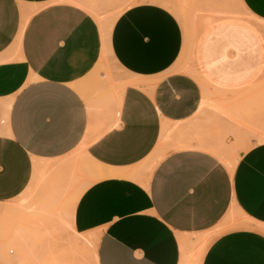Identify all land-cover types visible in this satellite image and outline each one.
<instances>
[{
  "label": "crops",
  "instance_id": "0c3cea01",
  "mask_svg": "<svg viewBox=\"0 0 264 264\" xmlns=\"http://www.w3.org/2000/svg\"><path fill=\"white\" fill-rule=\"evenodd\" d=\"M245 8L264 20V0H0V204L80 150L100 179L71 222L94 238L97 264H189L194 253L193 264H264V109L250 132L199 106V83L171 70L181 15L189 27L201 13L195 62L213 99L234 101L248 80L264 89L261 39L236 19ZM103 53L123 78L99 77ZM130 78L157 80L148 91ZM212 146L237 155L231 169Z\"/></svg>",
  "mask_w": 264,
  "mask_h": 264
},
{
  "label": "rangeland",
  "instance_id": "374dc122",
  "mask_svg": "<svg viewBox=\"0 0 264 264\" xmlns=\"http://www.w3.org/2000/svg\"><path fill=\"white\" fill-rule=\"evenodd\" d=\"M199 14H200V16H199V20H198L199 21L198 25L197 26H190L191 28L188 27V30L190 29V32L186 34L185 46H184V49L182 48L183 52L185 51V53H182L181 58L175 63V65L173 66V68L171 70L172 71H178V72H184V73L191 75L193 78H195V80L199 83V85L201 87V91L202 90L205 91V92L202 91V95H207L208 93H211V92L212 93H214V92L219 93L220 91L218 92V91L213 90V86L210 84V81L205 78V76L202 74L201 70L196 66L195 53L197 52V48L199 46V44H198V46L196 48V38L198 39V37H200L202 35L204 30L209 29V28H203L204 26H202L203 22L207 21V17L201 13H199ZM248 14L249 13H246V15H248ZM248 16L253 18V16L251 14H249ZM244 19H246V18H244ZM97 20L99 21V23L101 25H102L103 21H105V20H103L102 17H98ZM256 33L258 34V36L261 39L262 46H263V53H264V37L260 36V34L258 32H256ZM187 35L190 37V39H187V37H188ZM192 37L193 38L195 37L194 40L191 39ZM193 44H194V46H193ZM188 45L190 48L188 47ZM195 48H196V50H195ZM105 56L106 55L104 53L101 56V61H103V64H101L100 68H99V77H101V74H105L106 76H108L109 74L113 73V74L117 75L118 77L123 78L125 76V74L122 73V71L120 69L115 67V65L112 64L111 60H108V59L105 60ZM156 80L157 79H154L155 82H156ZM251 82H252V80H248L247 82H245L244 84L241 85V86H247V88L249 90L243 91V93L240 97L236 96V98H234L235 103L236 102H242L243 99L248 98V97L253 98V97L257 96L256 105H258L259 107L258 106L256 107V105H254L252 103L246 107L251 108L252 112H253L254 108H258L259 110H262V109H264V104H263L264 97H260V95L264 96V89L258 90V87L255 84L254 85L250 84ZM258 82H260V83L264 82V74L260 75ZM116 94H118V93L116 90H114L112 92V95L117 96ZM259 100L262 102V105H261V102ZM242 108H243V106H242ZM229 118H231V117H229ZM248 118L251 121V117H248ZM248 118L246 121H247V124L249 125L251 122L249 121ZM235 121H237V120H235ZM246 126L247 125H245V127ZM249 127H251V124L249 125ZM162 143L159 145L161 153L163 151ZM161 156H162V154L159 157H161ZM234 156H235V159L237 160V155L234 154ZM84 159H85L84 154L78 150L76 152H73V154H71V156L67 160L54 164V168H56L58 166L63 167L62 169H60V168L53 169V170H55L54 173L56 175L52 174L53 173L52 169L48 172L47 175H44V180L45 179H47V180H49V179L53 180L54 179V181H56L58 184H60L59 182L62 181V183L60 185L66 189L65 194L60 198V201L58 202V204L52 205L50 208H47L43 213H40V214H39V212L37 213V211L36 212L30 211L24 217L20 216L19 211L13 212L16 214V216L11 215L12 217H10V219H9V222L12 224L11 231L7 235L6 241L3 242V244L6 242L4 244L5 246L2 244V246L5 249L6 254L10 258L13 259V264H44V262H43L44 259L48 258V257H50V258L54 257L55 260L53 259L52 262L56 264V263H59L60 259H62L60 257L65 252L66 247L68 245L70 246L71 241H72L71 240L72 235H73V233H75L74 232L75 230H74V228L72 226V222H71V217H72V213H73L75 203L87 185H89L90 183H92L93 181H95L97 179H100V178H97V179L91 178L90 173H88V171H89L88 169L92 168V165L89 164V162L84 161ZM230 159H232L231 155L228 157V159H226L227 162H229ZM57 172H58V174H57ZM59 173H61V174H59ZM72 175H74V176H72ZM108 176H111V175L100 176V177L104 178V177H108ZM62 178H64V179H62ZM40 179H42V178H40ZM40 179L38 181L37 186L35 187V189L31 193H29L28 195L23 194L21 197L17 198L14 202L2 203V204H0V208L15 209L24 200L25 197L27 198V200H29V199H31V197H35L36 195H37V197L45 196V195H43L44 193L41 192V190H42L41 188H42L43 183H42V180H40ZM63 181H64V183H63ZM71 181H73V182H71ZM66 182H67V184L68 183L70 184L69 187H67L68 185L65 184ZM66 193H67V197H66ZM38 204H39V202H38ZM72 204H73V206H72ZM28 215L30 217H27ZM25 217L27 218L26 221L24 219ZM38 219H40V220H38ZM214 234H215V232H213L211 235H207L205 237L206 239L204 240V243L201 247V251L206 247V245L209 243V241L211 240V238L213 237ZM80 235H81V239H83V240L81 241V239H80L81 244L78 245L79 252H81V256H80V258H78V260H80V261H77V264L78 263L79 264H94V259H93V256H91V255L94 253V250H92V249H95L94 248L95 247V240L91 236H87V235H84L81 233H80ZM9 237H12L13 241L12 240L9 241L8 240V239H10ZM58 254L60 255V257H58ZM194 254L189 259V261H188L189 264H193V259L195 258ZM55 256H57V258H55ZM0 263H2V262L0 261ZM2 264H4V263H2ZM47 264H50V261Z\"/></svg>",
  "mask_w": 264,
  "mask_h": 264
},
{
  "label": "bare ground",
  "instance_id": "6f19581e",
  "mask_svg": "<svg viewBox=\"0 0 264 264\" xmlns=\"http://www.w3.org/2000/svg\"><path fill=\"white\" fill-rule=\"evenodd\" d=\"M183 13V12H182ZM185 13V12H184ZM246 13H249V14H251L250 12H249V10H247L246 8H245V10H244V13H243V15H242V17H239V18H236L237 20H240L242 23H244V24H246V25H248V26H250L253 30H255L256 32H258L259 34H260V36H262V37H264V20H263V18H259L258 16L256 17L255 15H253V14H251L252 16H253V18L252 17H249L248 15H246ZM188 15H189V13H187ZM188 15H186V13L185 14H182L181 15V17H183V24H184V30H185V33L187 34V33H189L190 32V29L188 30V22H187V17H189L190 18V16H188ZM194 15V14H193ZM243 18H246V19H243ZM193 20V19H192ZM192 20L190 21L189 20V23H192ZM250 21V22H249ZM189 28H191L190 26H189ZM206 31L207 30H204V32L202 33V35L200 36V37H198V39L196 38V48H197V46H198V44L200 45V41H202L201 39H202V37L205 35V33H206ZM194 32V31H193ZM188 36V35H187ZM195 38V37H194ZM194 38L192 37L191 39L192 40H194ZM187 39H190V37L188 36L187 37ZM191 40V41H192ZM194 42V41H193ZM191 46V45H190ZM193 46H194V44H193ZM188 47H189V45H188ZM190 48V47H189ZM196 48H195V50H196ZM199 48V47H198ZM197 48V49H198ZM194 50V49H193ZM183 53H185V51L183 52ZM105 54V53H104ZM201 70V69H200ZM203 72V71H202ZM203 74V73H202ZM203 75H205V74H203ZM205 78L206 79H208L206 76H205ZM209 80V79H208ZM210 81V80H209ZM128 83L129 84H132V85H136V86H141L142 88H144V89H147L148 91H150L151 90V88L153 87V85L155 84V81H152V80H139V79H134V78H130L129 80H128ZM203 85V84H202ZM213 85V84H212ZM73 86H75L77 89H79V90H81L83 93H84V90H83V88L82 87H80V86H78V85H73ZM122 86V85H121ZM120 87V86H119ZM109 90V89H108ZM211 90V89H210ZM209 90V91H210ZM215 90H217V89H215ZM222 90V89H221ZM229 90V89H228ZM110 91V90H109ZM202 91H204V90H202ZM208 91V90H207ZM223 91V90H222ZM205 92V91H204ZM214 92V91H213ZM235 92V91H234ZM241 92V93H240ZM215 93V92H214ZM232 93V92H231ZM242 93H243V91H239V92H236L235 94H234V98H236V96H238V97H240L241 95H242ZM222 94H224V92L222 93L221 92V95ZM112 95V94H111ZM202 95V94H201ZM225 95V94H224ZM216 96V95H215ZM84 97V96H83ZM115 97V96H114ZM202 97V100H201V105H199V106H208V107H210L211 109H214L217 113H226V114H228V115H231V116H233V117H235V120H237L239 123H243L244 124V126L245 125H247L246 127L249 129V131L251 130V127H249V125L250 124H252V123H250L249 125L246 123V120H247V118L248 117H251L252 115V109L251 108H248V107H246V106H248V105H250L251 103L252 104H254V105H256V102H257V96H255V97H253V98H251V97H248V98H245V99H243V101L242 102H237V103H235V99H234V102L233 101H231L230 102V100H229V102L227 103L226 101H224V102H222V101H218L219 100V97H218V100H215V99H213V94H212V92L211 93H208L207 95H202L201 96ZM223 97V96H222ZM231 97H232V94H231ZM230 97V95H229V98H231ZM260 97H264L263 95H260ZM259 97V98H260ZM216 98V97H215ZM224 98V97H223ZM226 98V97H225ZM89 99H90V97H89ZM222 99V98H221ZM227 99V98H226ZM87 101H90V100H87ZM260 101V100H259ZM261 102V101H260ZM231 103V104H230ZM234 103V104H233ZM263 104H264V102H263ZM261 105H262V102H261ZM260 105V106H261ZM242 106H243V108H242ZM258 105H256V107H257ZM259 107V106H258ZM261 108V107H260ZM256 109H258V108H254V111L256 110ZM251 115V116H250ZM255 115H257V114H255ZM262 116V115H261ZM255 118V117H254ZM249 119V118H248ZM169 121V120H168ZM249 121H250V119H249ZM248 121V122H249ZM163 124V123H162ZM257 125H259V124H257ZM167 126V125H166ZM167 128V127H166ZM172 130V129H171ZM252 130H254V129H252ZM169 131H170V129H169ZM168 132V131H167ZM166 132V133H167ZM251 132V131H250ZM165 134V132L164 131H162V134ZM162 134H161V138H160V142H158V145H159V143L161 144L162 142H164L168 137H166V136H168V135H165L164 136V134H163V136H162ZM169 134H171V133H169ZM245 134V133H244ZM263 134V133H262ZM222 147V146H221ZM224 147V146H223ZM83 149V148H82ZM211 150L212 151H214L216 154H218L220 157H221V159H223V160H226V159H228V157L231 155L232 156V159H230V161L227 163V165H228V167H229V169H231L232 167H233V165H234V163L236 162V159H235V156L233 155V154H231L229 151L228 152H226L225 150H224V148L223 149H220V148H218V146L215 148V147H213L212 146V148H211ZM228 150V149H227ZM80 151V150H79ZM83 153V152H82ZM84 154V153H83ZM227 161V160H226ZM53 169H57V168H53ZM52 169V171H53V175H56L55 173H54V171L55 170H53ZM111 169H110V167L108 166V167H99L98 168V174L100 175V176H105V175H109V171H110ZM62 171V170H61ZM47 172V171H46ZM65 172V171H64ZM48 174V172L45 174V175H47ZM57 174H58V172H57ZM59 174H61V173H59ZM64 174V173H63ZM35 178L36 177H39V178H42V179H40V180H42V190H41V192H43L44 194L43 195H45V196H39V197H37V195L35 196V197H31V199H29V200H27V198L25 199L24 198V200L18 205V207L17 208H15V209H5V208H0V260H2L5 264H13V259L12 258H10L7 254H6V252H5V249H4V247L2 246V244H3V242L4 241H6V238H7V235L9 234V232L11 231V227H12V224L9 222V219H10V217H12L13 215L14 216H16V214L15 213H13V212H15V211H19L20 213V216H26L30 211H37V213L39 212V214L40 213H43L47 208H50L52 205H56V204H58V202L60 201V198L65 194V192H66V189L63 187V186H61L60 184L62 183V181L61 182H59L60 184H58L56 181H54V179L52 180H47V179H45L44 180V174H42V172L41 173H39V171H37L36 173H35ZM68 176V175H67ZM72 176H74V175H72ZM47 178V177H46ZM65 178V177H64ZM64 178H62V179H64ZM69 180V179H68ZM67 180V181H68ZM70 181V180H69ZM71 182H73V181H71ZM63 183H64V181H63ZM37 184H38V182L37 181H33V182H31V184L28 186V188H26V190L24 191V193L23 194H26V195H28L29 193H31L34 189H35V187L37 186ZM65 184H67V182L65 183ZM72 184V183H71ZM68 185V186H67ZM66 186L67 187H69V183L67 184ZM71 187V186H70ZM69 189V188H68ZM66 197H67V193H66ZM65 197V198H66ZM38 202H39V204H38ZM66 204V203H65ZM72 206H73V204H72ZM68 208V207H67ZM12 215V216H11ZM27 217H30L29 215L27 216ZM25 219V221L27 220V218L25 217L24 218ZM68 219V218H67ZM38 220H40V219H38ZM16 232V231H15ZM75 233H73V235H72V238H71V244H70V246L68 245L67 247H66V250H65V252L61 255V257H60V255L58 254V257H60V258H62V259H60V261H59V263H56V264H77V261H80V260H78V258H80V256H81V252H79V247H78V245L79 244H81V242H80V239H81V235H80V233H77L76 231H74ZM70 233V232H69ZM16 235V234H15ZM85 235V234H84ZM83 235V236H84ZM17 236V235H16ZM10 239H8L9 241L10 240H12L13 241V238L12 237H9ZM16 239V238H15ZM68 239V238H67ZM83 239H81V241H82ZM84 242V241H83ZM192 242V241H191ZM6 243V242H5ZM4 243V244H5ZM3 244V245H4ZM183 244V243H182ZM185 244V243H184ZM5 246V245H4ZM95 248V247H94ZM81 250V249H80ZM92 250H94V253L91 255V256H93V259H94V264H97V260H96V252H95V249H92ZM93 252V251H92ZM55 258H57V256H55ZM53 259H54V257L53 258H50V257H48V258H45L44 259V264H47V263H49V261H50V264H55V263H53L52 261H53ZM55 260V259H54ZM42 262V263H43ZM79 264V263H78ZM186 264V263H185Z\"/></svg>",
  "mask_w": 264,
  "mask_h": 264
}]
</instances>
